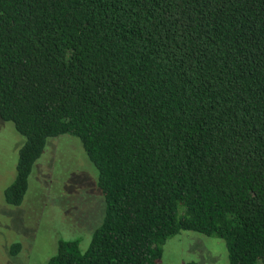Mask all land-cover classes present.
I'll list each match as a JSON object with an SVG mask.
<instances>
[{
    "label": "trees",
    "instance_id": "obj_1",
    "mask_svg": "<svg viewBox=\"0 0 264 264\" xmlns=\"http://www.w3.org/2000/svg\"><path fill=\"white\" fill-rule=\"evenodd\" d=\"M0 118L26 138L9 205L51 138L98 171L88 250L47 264H162L181 232L264 264V0H0Z\"/></svg>",
    "mask_w": 264,
    "mask_h": 264
},
{
    "label": "rangeland",
    "instance_id": "obj_2",
    "mask_svg": "<svg viewBox=\"0 0 264 264\" xmlns=\"http://www.w3.org/2000/svg\"><path fill=\"white\" fill-rule=\"evenodd\" d=\"M25 142L13 122L0 118V264H47L61 240H79L86 252L107 207L96 186L97 169L79 138H51L22 205L11 206L5 194L16 179ZM17 243L21 251L13 256L11 248ZM191 263L229 264L226 241L181 232L166 242L162 264Z\"/></svg>",
    "mask_w": 264,
    "mask_h": 264
}]
</instances>
